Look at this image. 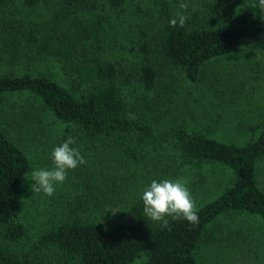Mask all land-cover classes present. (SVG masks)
<instances>
[{
	"label": "trees",
	"instance_id": "16d2710c",
	"mask_svg": "<svg viewBox=\"0 0 264 264\" xmlns=\"http://www.w3.org/2000/svg\"><path fill=\"white\" fill-rule=\"evenodd\" d=\"M181 2L188 20L172 27ZM228 59L231 71L212 78L209 103L189 109L198 94L188 82L200 83L207 66ZM243 59L261 74L246 77ZM263 79L258 0H0V264H56L50 257L62 264H201L202 248L232 233L216 228L219 220L264 224V92H254ZM220 105L246 144L218 142L209 134L216 125L195 116ZM4 118L31 140L52 127L43 140L48 150L30 154L28 140L18 144L4 130ZM68 136L87 163L59 185L72 194L63 211L40 221L41 196L25 194L26 178L47 169L50 152ZM202 168L227 179L217 197L196 204L198 226L171 218L170 230L142 218L129 226L99 222L98 212L120 204L141 213L152 180Z\"/></svg>",
	"mask_w": 264,
	"mask_h": 264
},
{
	"label": "rangeland",
	"instance_id": "374dc122",
	"mask_svg": "<svg viewBox=\"0 0 264 264\" xmlns=\"http://www.w3.org/2000/svg\"><path fill=\"white\" fill-rule=\"evenodd\" d=\"M232 61H233L232 59H228V60H221L218 63H212L211 65L205 68V75L200 83L196 85H192L190 84V82H188L187 85H189L191 90L198 94L196 98L188 99V103L190 104L187 106L189 107V109H192L194 106L198 104H200V106L201 105L204 106L203 103L206 104L209 103L208 100L210 99L208 98V95H210V93H208V90L215 88L214 81L212 80V78L218 77L219 73H221L222 77H224L225 71L227 69L231 71L230 69L231 66L233 65ZM243 63L245 64V70L247 75L246 77H258L261 74L262 72L261 67L257 66L259 68L255 70L254 68L256 67V65L253 61H248L247 59H243ZM39 68L40 65H38V69ZM43 68L46 74L48 71L51 73V68L48 65L44 66ZM252 69H254V71ZM240 76L241 75L238 72L236 78L239 79ZM229 78H231V75L229 76ZM260 83L263 84L264 79ZM262 84H261V89L259 90L256 89L254 91V92L258 91L256 93L257 96L262 95L261 93L264 92V87ZM225 86L226 89L229 90L228 82H226ZM205 88H206L205 91H207V93H203V90ZM22 100H24V97ZM254 100H258V99H254ZM195 101L196 103L194 104ZM261 105L263 104L261 103ZM221 111L223 112L222 105L218 106L217 108L212 107V112L206 111V114H203L202 111L200 112V115H195V116L197 119L200 120L204 119L208 123L213 122L216 125L214 130H211L209 134L215 137V139L218 142L228 143V144L234 143L238 146L246 144L247 140L245 138L247 135L242 134L241 131L236 132L234 129H232V125L234 122L233 119L230 118V120L228 121V118L223 113H221ZM197 113L199 114V110L197 111ZM170 117H173V115H171ZM181 119H187V116L182 114ZM222 120L225 121V126L227 129L221 128L220 124ZM56 125L57 126H55V129H58L59 127L62 128V126H60L59 124ZM2 126L4 127V130L7 133H9L10 137L14 139L15 142H17L18 144L23 145L24 141L28 140V142L31 145H26L25 147L27 149L26 151H28L30 154L31 152L37 153L38 151L39 152L41 151L42 146H45L44 144L45 141L43 140L47 135H49L48 131L51 130L52 128L51 127L50 129L43 130L42 132L43 134L42 137L40 135V139L39 136H36L38 138L31 140L30 137L23 134V131L20 130L22 127L19 126L17 121L14 119H10V120H7L5 118L2 119ZM51 133L54 132H50V134ZM44 149L45 151L48 150L46 146L44 147ZM33 158L35 160L37 159V157H33ZM47 161L49 162V164L48 166L45 164V166L47 169H50L51 167H49V165H51V159L48 157ZM260 169L264 170V162L261 163ZM225 175L226 174L211 175L206 172V168H202V169L192 170L187 176H185L186 180H189V182L191 183L190 192L191 194L194 193L193 195L195 199L194 198L193 199L194 201H196L195 203L201 206L202 204L209 202L215 197H217L222 189L223 184H225V181L227 179ZM178 178H174V180ZM185 178H181V179H185ZM26 183H27V188L25 189V194L41 196L39 203L40 221L46 220L48 222L49 220H54L53 217H48L49 213L53 210L55 211V209L57 213L63 211V209H61V205H62L61 202L65 200H69V196L71 197L72 195V194H67L64 188H62V190H59L58 188L59 185L56 186V190L53 196L51 197L45 196L42 193H34L31 191V185L33 183L31 176L26 178ZM197 196L199 198V201L196 200ZM130 208L131 207L129 205L120 204L118 208H112L111 210L105 213L98 212L96 215H98L99 222H105L106 221L104 219L105 217L106 219L111 221L112 224H116L117 226H129L136 223L141 218L146 219L145 217H143V211H141V213L131 212L129 210ZM142 208L143 205L140 209L142 210ZM29 215L30 214L27 213L26 217H28ZM65 217L66 216L63 215V218ZM83 218L86 219L89 217L85 213ZM47 222L41 225L45 226L44 224H48ZM225 225L227 226V229L230 228L229 233L231 232L232 233L228 237H223V239L220 241L214 239V241L204 246L200 251L198 257L200 259L201 264H264V224L261 222V220L252 217H246V218L238 217L235 220H231V218H225L219 220L216 223V228H220ZM38 226L41 227L40 225ZM49 261L54 262L56 264H62V261L58 258L50 257ZM137 261L134 264H141V262H137ZM197 262L198 264H200L198 259Z\"/></svg>",
	"mask_w": 264,
	"mask_h": 264
},
{
	"label": "clouds",
	"instance_id": "9594fccd",
	"mask_svg": "<svg viewBox=\"0 0 264 264\" xmlns=\"http://www.w3.org/2000/svg\"><path fill=\"white\" fill-rule=\"evenodd\" d=\"M259 6L264 9V0H258ZM170 26L183 27L188 20L185 14L189 5L185 2L179 4ZM76 139L68 136L62 143L51 151L52 167L50 169L33 170L30 175L33 181L31 191L53 196L56 186L63 185L69 171L85 165L86 159L79 148L73 147ZM143 217L150 222L158 224L161 228L170 230L169 218L174 221L183 220L193 226H198L199 216L196 203L183 179L152 180L141 195Z\"/></svg>",
	"mask_w": 264,
	"mask_h": 264
}]
</instances>
